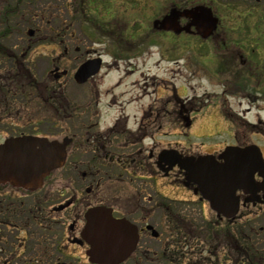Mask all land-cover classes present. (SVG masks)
<instances>
[{
	"label": "flooded vegetation",
	"instance_id": "obj_1",
	"mask_svg": "<svg viewBox=\"0 0 264 264\" xmlns=\"http://www.w3.org/2000/svg\"><path fill=\"white\" fill-rule=\"evenodd\" d=\"M246 1L258 5L261 0ZM46 4V0H0V76L3 72L7 74L13 71L23 80L19 81L18 90L4 83L0 85V121L7 117L13 120L10 126L0 129V144L10 137L30 135L57 140L64 143L65 149L63 163L50 170L37 187H18L0 181V264H101L90 260L88 244L81 236L85 224L84 213L87 208L95 205L111 208L113 216L125 217L136 227L138 240L134 248L117 264H159V253L165 250V244H159L161 229L157 230L150 225L146 217L154 215L165 200V208H168L170 215L177 214V209L193 212L196 208L203 217L206 204L216 217L218 222L212 221V227H216L217 231L215 237H212L214 239L199 240V244H202L199 249L200 256H203L202 263L264 264V189L256 187L263 177L256 172L250 176V185L234 190L236 210L230 218H224L223 213L226 212L215 210L210 201L200 194L196 185L185 184L184 178L182 184L191 190L195 196L193 199L178 200L162 193L155 195L149 192L150 188L155 189L154 179L158 173H162V177H170L175 173L173 170L177 169L184 175L175 165L167 170L166 165L162 166L159 162L160 152L157 150L159 142L153 137L155 131L143 122L145 119L159 118L160 113L150 106L146 111L143 109L138 115H133V126L137 127H130L129 115L124 110L105 121L102 112L97 111L102 92L99 87L91 89L94 81L91 79L102 68L79 83L67 68L59 73L58 67H55L57 73L51 80L53 84L49 85L46 67L44 69L43 66L42 72L37 71L42 51L35 53L39 54L36 59H33L35 54L31 53L38 46L46 48L48 35L46 31L41 32L40 27L38 30L30 28L33 23L42 24L47 21ZM217 17L215 30L203 40L208 46L206 50L210 57L206 59L210 71L207 78L221 79L223 81L217 83L222 87L233 84L241 90H245L247 83L249 87H257L259 84L264 86V63L258 60L260 50L252 46L254 43L235 40L227 42L223 19ZM185 22L187 19L180 18L181 24ZM187 34L197 36L192 27ZM50 40L52 42L53 38ZM55 42L64 52L71 48L70 42L65 43L63 37ZM259 42L256 44L260 45ZM217 43L221 45V51L225 52L223 55L219 54L217 48H210ZM252 53L258 54V58L251 57L249 54ZM98 56L101 54L86 57L82 61ZM13 73L5 82H11ZM59 78L62 84L73 82L81 88L71 98L74 100L71 103L77 104H70L73 111H65L64 102L70 101L62 96L63 86L55 84ZM48 91L57 95L55 100L50 99L54 102L52 105L48 102ZM105 93L108 94L107 91ZM80 94L92 96L83 100L78 96ZM215 94L219 96L217 92ZM225 95L226 91L222 89L220 96ZM245 97L248 106L241 111L228 108L229 116L237 115L244 119L251 112L259 114V111L251 109V104L260 103L264 99L250 94ZM17 100H24L21 103L27 102V105L16 103ZM92 103L95 106L93 112L89 107ZM78 108L86 110L75 112L74 109ZM100 119L106 123L100 122ZM14 120H24V125H18ZM261 135L263 137L258 135L259 140L264 141V133L261 132ZM259 142L231 144L241 147L257 145L264 158ZM220 151L207 152L217 156ZM217 161L224 162L222 159ZM128 186L135 191L124 190ZM173 220L175 218L168 221ZM153 229L157 230V236L152 234ZM78 247L82 248V253L76 254L74 248ZM167 261L176 263V256L169 255Z\"/></svg>",
	"mask_w": 264,
	"mask_h": 264
},
{
	"label": "rangeland",
	"instance_id": "obj_2",
	"mask_svg": "<svg viewBox=\"0 0 264 264\" xmlns=\"http://www.w3.org/2000/svg\"><path fill=\"white\" fill-rule=\"evenodd\" d=\"M46 1L47 15L54 16L52 23H54L53 26L56 25L55 32L49 30L53 41L48 42L46 48L38 46L31 53L42 51V59L39 60L37 71L42 72L43 66L44 69L46 67L49 85L53 84L51 80L57 73L55 67H58L59 73L67 68L72 75L76 66L84 58L100 53L104 62L101 71L91 79V81L94 80L91 89L99 87L102 92L99 110H97L98 107L96 110L102 112L105 121H107L106 118L115 117L114 114L118 111L124 110L129 115L130 127H137V125L133 126V115H138L143 109L146 111L151 106L160 113V117L145 119L143 122L155 131L153 137L156 142H159L157 145L159 151L163 148L175 147L183 154L198 155L201 152L220 151L225 143L238 142L239 144L242 141L246 143L260 141L264 151V141L259 140L258 137V135L263 137L261 132L264 133V100L251 104V109L259 111V114L255 115L251 112L243 119L236 117L237 115L229 116L227 113L228 108L234 111L244 110L243 108L248 106L245 99L248 94L264 99V86L259 84L257 87H249L247 83L245 90L233 84L222 87L217 81L221 83L223 80L215 77L207 78L210 74L206 64V59L210 58L206 50L208 46L199 35L174 34L152 27L153 19L161 17L170 5L182 9L207 1L212 5L215 14L223 19L226 41H245L250 44L260 41V46H257L261 52L259 58L255 53L249 55L264 63V0L258 2V5L245 0H235L234 4L231 0H215V2L210 0H99V10L97 8L96 13L91 7H86L85 10L81 7L80 4L85 0ZM111 1L113 6L107 10V2ZM247 17L251 18L245 20ZM134 18L140 22L136 21L132 32L127 27L130 20ZM34 27L36 26L33 25L30 28L35 30ZM122 30L126 31L122 33ZM61 37L65 39V43L70 42L71 48L66 52L62 51L55 42ZM228 47L234 46L228 45ZM210 48L220 50V55L225 53L221 51V45L218 43L211 45ZM110 53L117 54V58ZM38 56V53L35 54L33 59ZM12 73L13 71L7 74L3 72L0 76V85L4 83L18 90L19 81L23 80L15 73L11 77V82H5L9 80L8 77ZM58 80L55 84L63 86L65 95L68 97L72 98L76 90L81 89L73 82L62 84L61 78ZM116 84L118 87L113 88ZM1 88L3 89V86ZM222 89L226 91L224 97L220 96ZM106 91L108 94L105 93ZM113 92L116 94L112 95ZM215 92L219 96H216ZM78 96L84 100L90 98L92 94L87 97L84 94ZM23 101L17 100L16 103L27 105V102L21 103ZM69 101V104L77 105L75 102L71 103L73 99ZM80 106L83 108L82 104ZM89 107L93 112L95 107L93 103ZM47 109L50 110L48 107ZM82 110L86 109H74L75 112ZM34 111L39 113L37 109ZM186 119L190 121L189 126ZM105 121L100 119L102 123H106ZM14 122L24 125V120H14ZM10 123H13L11 118H4L0 121V129L7 128L11 125ZM128 171L130 172L129 169ZM173 171L175 173L170 177H162V173H158L154 179L155 189L150 188L149 192L155 195L162 193L185 201L195 198L191 190L183 186L182 174L177 169ZM148 185L151 186V184ZM124 190L135 191L130 186ZM204 207L205 221L201 219L196 208L193 212L188 209H177V214L170 215L167 207L160 206L154 215L146 217L150 225L155 226L157 230L161 229L159 244H165L168 255L176 256V264L189 262V264H204L203 256H200L199 251L202 245L199 244V240L203 239L196 236L199 229H204V226L211 224V221H217L206 204ZM174 218L175 221H168ZM200 222L202 225L195 230V224ZM173 243L176 245L174 246ZM74 250L76 254L82 253L81 247ZM203 255L206 254L203 253Z\"/></svg>",
	"mask_w": 264,
	"mask_h": 264
},
{
	"label": "water",
	"instance_id": "obj_3",
	"mask_svg": "<svg viewBox=\"0 0 264 264\" xmlns=\"http://www.w3.org/2000/svg\"><path fill=\"white\" fill-rule=\"evenodd\" d=\"M181 16L190 18L184 26L178 22ZM216 22L217 18L210 7L197 5L184 9L171 6L166 14L152 23L154 28L175 33L183 29L189 31L193 25L198 34L206 37L213 31ZM99 62V59L83 62L75 72V79L86 80L98 69ZM220 156L225 159L222 164L211 156L200 157L193 162V158H181L171 150H163L160 161H165L169 166L177 163L184 168L188 182H195L211 206L218 212H226L224 216L230 217L236 210L234 190L250 185V176L254 172L257 171L263 177L256 187L264 189V161L254 145L228 146ZM64 158V143L56 140L30 135L8 138L0 144V181H9L22 187H37L51 169L62 164ZM81 234L89 244L87 254L90 260L101 264L118 263L130 253L137 241L135 226L123 217H113L111 210L101 205L89 207L85 211V225Z\"/></svg>",
	"mask_w": 264,
	"mask_h": 264
},
{
	"label": "trees",
	"instance_id": "obj_4",
	"mask_svg": "<svg viewBox=\"0 0 264 264\" xmlns=\"http://www.w3.org/2000/svg\"><path fill=\"white\" fill-rule=\"evenodd\" d=\"M99 0H86V1H83L80 5H81V7L85 10V8L87 7H91L93 10H94V13H96V11H97V8H98V10H99ZM107 4H108V7H107V10L109 9V8H111L112 6H113V1H111V2H107ZM66 8V7H65ZM82 9V10H83ZM113 11V10H112ZM113 12H115V11H113ZM50 14H52V13H50ZM80 15L82 16V12H80ZM49 16V15H48ZM54 19V16H49V19H47V22H45V24H43L42 26L44 27V29H47V30H54L55 29V26H53L54 25V23H52V20ZM136 21H138V22H140L139 20H136V18H134V19H131L130 20V22L128 23L129 25H128V27L127 28H129L130 29V31H132L133 32V29L135 28L134 26L136 25L135 23H136ZM126 28V29H127ZM128 30V29H127ZM126 31V30H125ZM125 31H121L122 33H124ZM134 32H136L135 30H134ZM131 34V33H130ZM48 102H49V105H52V104H54V102H52V100H55V98H57V95H56V93H52V92H50V91H48ZM50 99H52V100H50ZM64 107H65V111H69V110H71L70 109V107H71V105L70 104H68V103H66V102H64ZM168 222V221H167ZM202 225V223H198V224H195V230H197L200 226ZM216 233H217V231L216 230H214V228L212 227V225L209 223V225L208 226H204V229H199L198 230V236H196V237H200V238H208V239H212V237L214 236V235H216ZM187 235V234H186ZM168 244V243H167ZM167 248L165 249V250H163V251H161L160 253H159V257H160V263L159 264H176V263H169L167 260H168V257H169V255L167 254ZM164 260V261H163ZM135 264H138V263H135Z\"/></svg>",
	"mask_w": 264,
	"mask_h": 264
}]
</instances>
